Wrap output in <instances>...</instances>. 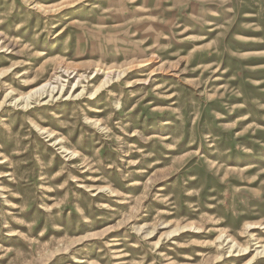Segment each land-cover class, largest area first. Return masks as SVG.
<instances>
[{"label":"rangeland","instance_id":"obj_1","mask_svg":"<svg viewBox=\"0 0 264 264\" xmlns=\"http://www.w3.org/2000/svg\"><path fill=\"white\" fill-rule=\"evenodd\" d=\"M250 223L264 0H0V264H244Z\"/></svg>","mask_w":264,"mask_h":264},{"label":"bare ground","instance_id":"obj_2","mask_svg":"<svg viewBox=\"0 0 264 264\" xmlns=\"http://www.w3.org/2000/svg\"><path fill=\"white\" fill-rule=\"evenodd\" d=\"M108 82H109V80L105 83L107 84ZM105 83H104V85H105ZM47 88H48V90L51 89L52 92H54V90H55V87H51L49 85V83H47V84L43 85L41 88L36 89L32 93L38 95L40 92L45 91ZM49 95H51V94H49ZM261 227H263V226H261L260 224L258 225V224H253V223L247 224L244 227L242 233L248 234V243L242 242V239H243L242 235H240V236H233V235L227 236L226 235L221 246L222 245L228 246L227 248H228L229 254H230L229 257H231V256L232 257H244V256H249L252 253L256 252V254L249 261L245 262L244 264H263L262 262H264V261H262V259H264V238H260L258 235L255 234L256 230H260ZM262 229H264V228H262ZM221 239H223V238H221Z\"/></svg>","mask_w":264,"mask_h":264}]
</instances>
